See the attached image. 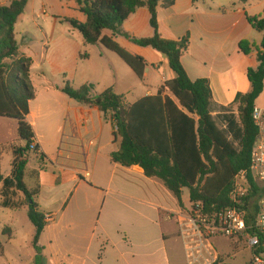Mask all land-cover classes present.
I'll list each match as a JSON object with an SVG mask.
<instances>
[{"label":"crops","instance_id":"obj_1","mask_svg":"<svg viewBox=\"0 0 264 264\" xmlns=\"http://www.w3.org/2000/svg\"><path fill=\"white\" fill-rule=\"evenodd\" d=\"M263 14L264 0H247L245 4L239 0H177L170 9L159 10V33L164 38L190 36V48L182 62L191 80H209L215 121L218 116L236 115L237 96L251 89L247 70L259 67L264 36L252 27L248 17ZM70 19L84 23L86 16L80 11ZM150 21L149 10L138 9L121 31L134 38H152L155 32ZM73 29L68 36L54 40L43 35L47 41L40 63L31 53L36 42L21 45L17 39L20 53L32 59L35 69H31V79L36 99L30 104L28 122L40 152L46 156L40 161L34 154L37 168H30L29 163L27 170L37 172L35 183L40 186V195L36 203L40 212L51 217L38 242L40 260L34 249L33 264H181L182 241L193 240L185 246L197 242L185 209L161 180L146 177L138 166L128 168L112 162V153L120 148V139L114 142L116 125L112 118L61 92L65 82L75 89L92 86V96L112 88L127 104H134L136 101L129 103L127 97L141 91L138 77L115 53L100 44H88ZM103 37L148 63L141 98L156 96L175 78L168 61L154 49L138 46L109 30L103 31ZM243 41L259 49L246 55L240 48ZM256 108L264 110L257 103ZM11 169L0 177H9ZM22 197L15 195L14 200L22 202ZM189 201L190 195L185 198L183 191L185 207ZM2 203L0 195L3 208ZM82 204L89 220L70 218L71 210L77 207L79 211ZM20 206L28 209L26 203ZM172 220L179 224L174 233L167 229ZM14 237L13 231L8 241Z\"/></svg>","mask_w":264,"mask_h":264},{"label":"trees","instance_id":"obj_2","mask_svg":"<svg viewBox=\"0 0 264 264\" xmlns=\"http://www.w3.org/2000/svg\"><path fill=\"white\" fill-rule=\"evenodd\" d=\"M177 0H78L79 10L86 21L66 19L91 45L100 44L115 53L141 80L144 81L148 63L121 47L111 38L103 37L109 30L122 34L134 44L150 47L169 63L175 78L167 81L156 96H147L127 104L110 88L98 96H92V86L75 89L65 82L61 92L76 102L97 107L105 117L114 120V142L120 139V148L112 153L113 163L123 167H140L148 178L161 180L185 209L183 191L189 190L190 204H199L207 215L231 206L230 192L234 178L241 171H249L251 155L259 136L253 113L256 103L264 93V38L258 53L259 67L247 70L251 89L237 96L238 111L226 115L227 132L221 130L211 112L213 101L210 82L207 79L193 81L182 59L190 48V36L181 40H169L159 33V10H168ZM195 3L201 0H193ZM245 4L247 0H239ZM28 5V0H13L8 6H0V118L14 120L18 135L25 146H12L11 174L0 177V195L3 208H20L14 200L21 193L28 206V216L35 228L34 248L37 261L41 253L39 239L47 226V215L39 211L36 199L40 186L31 188L26 183L30 154L44 161L46 156L37 145L32 125L28 122L30 104L36 99L31 79L33 61L20 53L15 25ZM147 8L151 14L152 38H134L121 31L122 25L138 9ZM225 10V9H223ZM252 27L264 36V14L248 17ZM241 50L249 55L259 48L249 42L240 43ZM234 141V142H233ZM238 144V148L236 144ZM1 154V150H0ZM37 178V172H33ZM37 180V179H36ZM249 199L256 196L257 187L252 183ZM256 204L247 208L249 216ZM13 230L5 227L0 233V253L5 252L2 237L10 240ZM215 264H222L218 259Z\"/></svg>","mask_w":264,"mask_h":264},{"label":"rangeland","instance_id":"obj_3","mask_svg":"<svg viewBox=\"0 0 264 264\" xmlns=\"http://www.w3.org/2000/svg\"><path fill=\"white\" fill-rule=\"evenodd\" d=\"M13 0H0V6H8ZM78 0H28V5L23 14L19 17L16 25L15 32L19 43L31 45V42H36L31 47V53L35 56L36 61L40 63V54L42 53L43 43L47 41L43 35L47 34L52 40L60 36H68L70 32L74 31L73 27L65 21L66 19L74 18L79 15ZM47 46V45H46ZM125 64V63H123ZM34 66V65H33ZM125 66H127L125 64ZM31 69L35 71V69ZM129 69V67L127 66ZM130 70V69H129ZM138 87L142 91L135 90L133 94L127 97L129 103H134L145 93L144 83L139 78H136ZM258 107L264 108V93L257 101ZM225 116L216 117L218 127L227 132V123ZM238 118V115L236 114ZM234 142V141H233ZM237 148L239 147L235 143ZM25 142L20 140L18 135V124L14 120L0 118V173H5L11 168L13 156L11 153L12 146H25ZM30 168H37L34 155H29ZM27 170L26 183L31 188L35 186V175L31 169ZM29 172V173H28ZM47 189V188H46ZM47 192V190H46ZM47 194V193H46ZM23 196L21 193L15 194ZM184 197H189V190H184ZM21 198V197H20ZM47 199V195L45 197ZM26 203L23 196L22 202ZM256 201H253V205ZM184 216L190 220L192 217V205L190 201L187 203ZM70 218H74L83 222L87 221L85 204H82V209L77 211V207L71 210ZM5 227L13 229L15 237L13 240L8 241L6 237H2L4 241L6 253H0V264H33L35 258L34 252V226L28 216V209L26 207L19 210H12L0 207V233ZM190 227L194 230L192 234L198 232L194 229L193 225ZM167 229L170 232L179 230V224L175 220L169 221ZM200 237L196 236V244L193 246H185V242H191L192 239L182 241L180 255L181 264H213L214 257H218L222 264H249L251 260V252L247 247L245 241L240 238H226L224 236H213L210 238V243L204 242V246L199 242ZM194 248V249H192Z\"/></svg>","mask_w":264,"mask_h":264},{"label":"built area","instance_id":"obj_4","mask_svg":"<svg viewBox=\"0 0 264 264\" xmlns=\"http://www.w3.org/2000/svg\"><path fill=\"white\" fill-rule=\"evenodd\" d=\"M253 119L259 136L252 151L250 170L241 171L234 178L229 195L231 206L210 217L197 204L195 209L192 208L189 222L198 232L201 246L204 242L210 243L213 236L242 238L252 255L249 264H264V110L255 108ZM36 147L37 143L33 142L31 151L35 152ZM252 183L257 187V193L249 199ZM253 201H256V208L249 216L247 208L253 206ZM47 218L51 219L50 216ZM217 260L218 257H214L213 264Z\"/></svg>","mask_w":264,"mask_h":264}]
</instances>
